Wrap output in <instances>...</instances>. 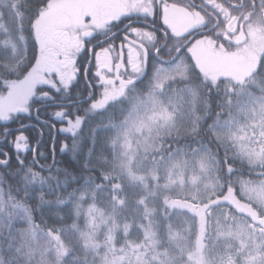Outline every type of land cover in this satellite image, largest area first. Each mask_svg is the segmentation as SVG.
Instances as JSON below:
<instances>
[{
  "label": "trees",
  "instance_id": "16d2710c",
  "mask_svg": "<svg viewBox=\"0 0 264 264\" xmlns=\"http://www.w3.org/2000/svg\"><path fill=\"white\" fill-rule=\"evenodd\" d=\"M53 1L0 0V98L37 61L36 26ZM156 81L158 86L137 89L101 111L62 105L58 110L78 118L73 135L55 136L53 127L40 122L48 111L35 115L46 98L44 86L26 110L0 119V139L8 128L17 130L0 141V264H110L118 257H124L120 264H191L199 237L211 264H264V208L241 188L264 181V163L245 160L221 132L223 123L235 119L239 90L264 96V55L248 84L229 86L193 61L182 76L163 74ZM19 136L36 151L11 150L9 140ZM127 139L134 162L143 159L158 180L171 156L208 154L220 190L200 203L185 193L189 183L183 192L156 187L148 178L146 188L138 179L146 173L136 172L134 162L127 165ZM171 202L191 204L192 210ZM221 212L227 216L218 232L212 219ZM103 215L108 223L97 231L90 222L97 224ZM236 218L250 228L240 233Z\"/></svg>",
  "mask_w": 264,
  "mask_h": 264
},
{
  "label": "flooded vegetation",
  "instance_id": "af4514ba",
  "mask_svg": "<svg viewBox=\"0 0 264 264\" xmlns=\"http://www.w3.org/2000/svg\"><path fill=\"white\" fill-rule=\"evenodd\" d=\"M45 21L36 38L40 51L34 66L48 83L35 115L48 111L40 122L57 136L68 134L70 125L60 119L62 111L78 126L68 109L58 110L62 105L89 109L158 86L160 75L185 71L191 61L199 65L193 51L200 43L222 53V63L229 61L216 71L220 79L229 86L248 84L257 65L249 76V67L235 70V52L264 40V0H55L42 12L40 22ZM49 117L57 122L50 124ZM16 131L8 128L6 139ZM9 145L18 153L36 151L23 136Z\"/></svg>",
  "mask_w": 264,
  "mask_h": 264
},
{
  "label": "rangeland",
  "instance_id": "374dc122",
  "mask_svg": "<svg viewBox=\"0 0 264 264\" xmlns=\"http://www.w3.org/2000/svg\"><path fill=\"white\" fill-rule=\"evenodd\" d=\"M47 22L48 21L42 23L39 22L36 26L37 31L42 32L41 30L44 28ZM263 41V39L259 40V42L254 40L248 45L247 48L239 50V52L242 51V53L235 52V70L240 71L242 69L240 67L241 65L245 68L249 67L247 74L248 76L254 71L255 66L258 65L259 60L264 53ZM193 54L197 58V61L203 71H205L206 74L208 73V75L211 77H220L221 72L216 71L220 67L222 68L224 65L228 66V60L225 61V63H222L223 61H221L224 58L222 53H213L209 50V48L204 47L201 43L198 44L197 48L193 51ZM239 55L244 56L241 57L238 64ZM41 71V68L34 66L25 79L15 84L11 90L1 96L0 119H8L18 111L24 109L31 101L32 97L36 94L37 89L44 85L47 86L48 81H46V76ZM177 72H181V76L183 75V71ZM173 76L174 75L171 77L174 79ZM243 82L244 80L237 81V83ZM237 96H239V107H235V109H237L235 113L237 114L235 115L234 120H229L226 124L223 123L221 126V132L223 136L222 140L231 144L233 149L237 150L241 157L244 159L246 158L245 160L249 161L250 163H264V96L262 95L258 97L253 94H248L246 93V90H239ZM181 102L182 101H179V103ZM108 103L109 102L106 101L104 105H95V107L102 109ZM149 122V125L154 123L156 127L159 128L158 122ZM162 123V125H164L165 122ZM130 129H132L131 126ZM122 146L126 155L127 165L129 166L134 162L135 158L129 153L130 140H124ZM164 165L165 166H163V164L161 165V179L159 180L158 176L154 177L153 169L146 166V163L143 159L134 162L133 167L136 172L143 171L146 173V175L138 177V179L143 181V184L145 183L146 188H149V184L147 183L149 180L148 178H152L155 183L158 182L156 187H158L159 183H162L159 186L165 185L174 190H183V192V184L189 183L185 193L192 192L194 199L200 203L203 202L206 197H210L220 190V185L214 176V169L211 167L212 164H210V160H208V154L200 153L193 155V157H186L185 154L178 153L168 158L167 162H164ZM131 177L133 176L131 175ZM151 186L153 188L154 184ZM241 188L244 197L264 208V181L259 183L245 182L242 184ZM170 205L182 210H192L191 204L185 206L179 202H171ZM226 216L227 214L225 212L214 215L212 219V226L216 231L222 232L224 230ZM108 220V217L103 215L97 224L91 220V227H94L97 230L101 226L107 225ZM202 221H205L204 216L202 217ZM236 224L239 225L238 229L241 230L239 231L240 233L243 232L242 230L250 228L248 222L242 219L236 218ZM189 230V227H187L186 231ZM255 232L257 233V231ZM94 234L95 233L93 231L89 232V235L91 238H93V240ZM136 247L137 246L134 248ZM203 251L205 253V245L202 242V237H199L197 245L193 253H191V264H211V259H208L209 257H205V255H203ZM121 261H124V257L111 259L109 262L110 264H120Z\"/></svg>",
  "mask_w": 264,
  "mask_h": 264
},
{
  "label": "water",
  "instance_id": "95a60500",
  "mask_svg": "<svg viewBox=\"0 0 264 264\" xmlns=\"http://www.w3.org/2000/svg\"><path fill=\"white\" fill-rule=\"evenodd\" d=\"M17 144H19V142H18ZM21 151H22V152H29V151H31V148H24V149H22ZM34 160H35V162H37V161H36V157L34 158Z\"/></svg>",
  "mask_w": 264,
  "mask_h": 264
},
{
  "label": "snow or ice",
  "instance_id": "6c2138e0",
  "mask_svg": "<svg viewBox=\"0 0 264 264\" xmlns=\"http://www.w3.org/2000/svg\"><path fill=\"white\" fill-rule=\"evenodd\" d=\"M158 51V50H157Z\"/></svg>",
  "mask_w": 264,
  "mask_h": 264
}]
</instances>
